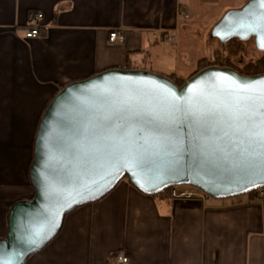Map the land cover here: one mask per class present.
<instances>
[{
    "label": "crops",
    "instance_id": "1",
    "mask_svg": "<svg viewBox=\"0 0 264 264\" xmlns=\"http://www.w3.org/2000/svg\"><path fill=\"white\" fill-rule=\"evenodd\" d=\"M248 1L0 0V239L13 205L34 195L37 132L64 87L113 69L185 83L213 57L214 26ZM37 14L41 34L27 38ZM114 30L123 43L109 42ZM168 35L176 44L165 42ZM120 255L128 264H264V199L171 201L124 179L70 213L25 264H117Z\"/></svg>",
    "mask_w": 264,
    "mask_h": 264
},
{
    "label": "water",
    "instance_id": "2",
    "mask_svg": "<svg viewBox=\"0 0 264 264\" xmlns=\"http://www.w3.org/2000/svg\"><path fill=\"white\" fill-rule=\"evenodd\" d=\"M211 37L223 48L253 39L264 53V0L228 11ZM264 74L209 67L181 87L168 77L108 70L64 87L38 129L34 195L13 205L0 264H25L65 218L110 194L126 177L157 195L191 186L214 199L264 188Z\"/></svg>",
    "mask_w": 264,
    "mask_h": 264
},
{
    "label": "built area",
    "instance_id": "3",
    "mask_svg": "<svg viewBox=\"0 0 264 264\" xmlns=\"http://www.w3.org/2000/svg\"><path fill=\"white\" fill-rule=\"evenodd\" d=\"M185 18L189 16L184 14ZM43 18L42 14H37L33 17L34 25L31 30L27 32V38H37L40 36V26L38 22H40ZM124 33L122 30H114L109 34V42L112 44H121L124 42ZM165 42L170 46L176 44L177 38L174 35H168L165 39ZM191 187V186H190ZM197 191L185 189L184 186H175L171 187L168 199L171 201H186V202H202L206 205H211L214 198L207 195L205 192L196 188ZM254 196L256 199H264V188L258 189L254 192ZM129 260L127 257L120 255L116 258L117 264H128Z\"/></svg>",
    "mask_w": 264,
    "mask_h": 264
},
{
    "label": "trees",
    "instance_id": "4",
    "mask_svg": "<svg viewBox=\"0 0 264 264\" xmlns=\"http://www.w3.org/2000/svg\"><path fill=\"white\" fill-rule=\"evenodd\" d=\"M243 41H240L238 39H233L231 41H229L225 48H223V53L222 51H220L219 49H215L214 50V59L215 61L213 63L209 62L207 59H204L201 63H200V71L204 70L206 68L209 67H222V68H229L232 69L244 76H248V77H253V76H257V75H261L264 74V55L263 57L258 60L255 63H250L245 65L243 68H236L232 61L231 58H233L234 56H236L238 53H240L243 50ZM227 53V54H226ZM224 54H226L225 56V60L223 61V56ZM169 79H171L177 86L181 87L184 82L179 80L175 75H170L168 77ZM125 179L128 180V178L126 177ZM32 185V183H31ZM170 189H167L157 195L154 196H164L166 198H168L169 196V192ZM255 191L249 193L254 194Z\"/></svg>",
    "mask_w": 264,
    "mask_h": 264
},
{
    "label": "rangeland",
    "instance_id": "5",
    "mask_svg": "<svg viewBox=\"0 0 264 264\" xmlns=\"http://www.w3.org/2000/svg\"><path fill=\"white\" fill-rule=\"evenodd\" d=\"M213 42L215 43V49L217 48L223 53V46L221 45V43L217 39H213ZM243 45H244L243 50L240 53H238L236 56L231 58V61L236 68H243L247 64L255 63L258 60H260L264 55L263 52L258 50L253 39L245 41ZM226 54H224L223 56V61L225 60ZM214 58L215 57L213 55L211 59H207V60L213 63L215 61ZM184 188L188 190L191 189L197 191L195 187L184 186Z\"/></svg>",
    "mask_w": 264,
    "mask_h": 264
},
{
    "label": "snow or ice",
    "instance_id": "6",
    "mask_svg": "<svg viewBox=\"0 0 264 264\" xmlns=\"http://www.w3.org/2000/svg\"><path fill=\"white\" fill-rule=\"evenodd\" d=\"M261 106L264 107V104H262ZM260 115L262 117L261 123L264 124V113H260ZM261 136H262V139H264V129H262L261 131Z\"/></svg>",
    "mask_w": 264,
    "mask_h": 264
}]
</instances>
